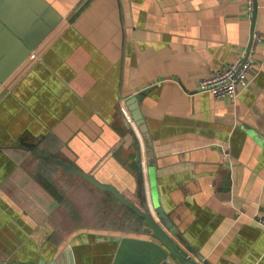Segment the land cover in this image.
<instances>
[{
    "label": "crops",
    "instance_id": "1",
    "mask_svg": "<svg viewBox=\"0 0 264 264\" xmlns=\"http://www.w3.org/2000/svg\"><path fill=\"white\" fill-rule=\"evenodd\" d=\"M255 3L250 19L247 0H0L26 37L54 26L0 81V262L112 264L116 244L103 238L139 235L138 216L61 159L140 208L162 207L213 264H264V0ZM253 30L262 41L250 84L235 100L199 92ZM18 50L0 25V74ZM145 89L142 131L128 99ZM34 151L69 182L67 199L102 204L89 222L102 228L50 233L79 215L65 209L89 207L65 206L38 182Z\"/></svg>",
    "mask_w": 264,
    "mask_h": 264
},
{
    "label": "water",
    "instance_id": "2",
    "mask_svg": "<svg viewBox=\"0 0 264 264\" xmlns=\"http://www.w3.org/2000/svg\"><path fill=\"white\" fill-rule=\"evenodd\" d=\"M0 25L10 32L14 43L20 47L15 60L6 68V73L0 74V81L4 82L35 51L40 42L50 33L49 31L54 26L50 21L49 26L44 32L38 36L26 37L11 27L1 16ZM250 45L251 41L249 47ZM148 93L149 89H145L128 99V107L132 117L142 131L145 130V121L139 103ZM54 162L66 168L71 173L82 177L98 189L111 193L120 203L130 208L142 219L143 226L137 237L109 236L103 238L104 241H110L116 244L112 264H213L191 246L162 207L153 203V209L148 207L140 208L127 199L115 186L104 184L94 175L61 159H55ZM0 264L27 263L0 262ZM35 264L51 263H46L41 260Z\"/></svg>",
    "mask_w": 264,
    "mask_h": 264
},
{
    "label": "built area",
    "instance_id": "3",
    "mask_svg": "<svg viewBox=\"0 0 264 264\" xmlns=\"http://www.w3.org/2000/svg\"><path fill=\"white\" fill-rule=\"evenodd\" d=\"M256 10L255 0H247V11L250 19H254ZM262 41L261 34L253 31L251 45L243 52L236 61L221 67L209 77L199 83V92L210 93L216 99L235 100L240 87H247L251 81V73L255 65L256 47ZM129 120L131 116L123 109ZM264 227V221H259Z\"/></svg>",
    "mask_w": 264,
    "mask_h": 264
},
{
    "label": "rangeland",
    "instance_id": "4",
    "mask_svg": "<svg viewBox=\"0 0 264 264\" xmlns=\"http://www.w3.org/2000/svg\"><path fill=\"white\" fill-rule=\"evenodd\" d=\"M39 154L38 151H34L33 152V157H32V160L29 161V171L33 174V176L38 180V182L42 185V186H45L46 188L47 187H50L54 193H57V195H59L60 197H62L63 199V203L66 205H69V206H85V207H89L88 209L85 208V209H80V210H66L64 211V213H68V214H71L74 213V214H79L78 216H76L75 218H73L72 224H75V222H78V225H65V226H62V225H53V226H49L48 229L50 230V233L53 235V234H58V233H62L63 230H67L68 233L70 232H75V231H78V230H84V229H100L102 227L100 226H97V225H91V223L89 222H92V221H95L97 222L98 220H100L101 218H103L105 215H104V212L103 210H99L98 208H100V206H102L101 203H86L83 202L81 200L80 203H77V202H74L72 200H69L67 198H71L72 194H65V185L66 184H69V182L65 181L61 174L55 170L54 168L51 169L52 166L48 165L47 163L44 162V159H41L40 157H38L37 154ZM40 156V155H39ZM72 185V184H71ZM80 185V184H79ZM77 186V185H72L75 186V190H79V189H82V187L80 186ZM64 191V192H63ZM62 193V194H61ZM94 206V207H93ZM102 220V219H101ZM87 223V224H83V223ZM134 225V224H133ZM104 228V227H103ZM111 227H107L105 229H109Z\"/></svg>",
    "mask_w": 264,
    "mask_h": 264
},
{
    "label": "trees",
    "instance_id": "5",
    "mask_svg": "<svg viewBox=\"0 0 264 264\" xmlns=\"http://www.w3.org/2000/svg\"><path fill=\"white\" fill-rule=\"evenodd\" d=\"M48 188V190L49 191H51V192H53V194H55L54 193V191L50 188V187H47ZM128 208V207H127ZM129 210H130V212L137 218V215H136V213L134 212V211H132L130 208H128ZM142 220V219H141Z\"/></svg>",
    "mask_w": 264,
    "mask_h": 264
}]
</instances>
